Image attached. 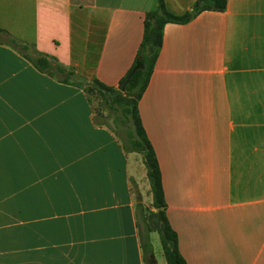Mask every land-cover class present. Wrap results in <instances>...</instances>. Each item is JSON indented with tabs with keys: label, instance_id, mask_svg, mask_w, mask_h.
Returning <instances> with one entry per match:
<instances>
[{
	"label": "crops",
	"instance_id": "crops-1",
	"mask_svg": "<svg viewBox=\"0 0 264 264\" xmlns=\"http://www.w3.org/2000/svg\"><path fill=\"white\" fill-rule=\"evenodd\" d=\"M198 1L164 3L183 16ZM156 8L0 0V30L19 44L0 34V264H167L157 233L154 263L142 246L143 158L81 85L119 90ZM138 109L186 263L264 264V0L167 24Z\"/></svg>",
	"mask_w": 264,
	"mask_h": 264
},
{
	"label": "trees",
	"instance_id": "trees-1",
	"mask_svg": "<svg viewBox=\"0 0 264 264\" xmlns=\"http://www.w3.org/2000/svg\"><path fill=\"white\" fill-rule=\"evenodd\" d=\"M227 8V0H199L191 12L183 16H175L167 11L164 0H157V8L147 14L144 22V37L136 57L135 63L130 70L132 74L130 81L124 91L107 87L99 81L93 82L92 85H81L85 87L87 94L96 92L101 98L107 96L113 97L110 110L117 116V121L125 126L124 134L116 130V134L125 142V150L140 154L143 163L147 169V176L151 187L153 197V209L155 212L150 213L149 217L145 215L144 221L148 235L157 233L164 257L167 264H187L179 250V239L177 233L173 230L166 214V201L163 188L162 172L159 161L151 142L148 139L146 131L142 125L139 116V101L147 90L151 76L154 71L160 49L163 44V31L167 24H184L190 22L196 15L205 11H224ZM0 34L7 37L13 46L19 44L16 40L10 38L5 31L0 30ZM24 50L26 48L24 47ZM36 68L47 73L55 71L59 75L67 72L61 67H53L52 64L44 58L34 59ZM71 74H67L66 80H69ZM123 131V130H122ZM142 246L145 254L150 257V262L154 263V251L151 243L143 231H140Z\"/></svg>",
	"mask_w": 264,
	"mask_h": 264
},
{
	"label": "rangeland",
	"instance_id": "rangeland-1",
	"mask_svg": "<svg viewBox=\"0 0 264 264\" xmlns=\"http://www.w3.org/2000/svg\"><path fill=\"white\" fill-rule=\"evenodd\" d=\"M89 96L91 98H93L94 105H95L96 109L102 111L103 114H104V116H106V119L109 121L110 126L115 127V129L116 130H119L121 132V134H124V132H125V126L121 123V120L120 121H117L118 118L115 115L116 113L112 112L110 110V106L108 105L109 103L111 104V101H112L113 97L107 96L106 98H101L99 95L96 94V92H94L93 94H89ZM118 138H120V137H118ZM120 141H121L123 147H125V142H123V140L121 138H120ZM145 208L147 210L145 213H142L141 210L138 212L141 215V218L143 219L142 220L143 223H142V221L140 219L139 226L142 227V231L144 229V232L146 233V235H147V237H148V239H149V241L151 243V238L148 235L147 228L145 226L144 221L146 220L145 215L147 217H149L150 213L155 212V210L153 211L152 210L153 207H150V206L145 207ZM151 246H152V244H151Z\"/></svg>",
	"mask_w": 264,
	"mask_h": 264
},
{
	"label": "water",
	"instance_id": "water-1",
	"mask_svg": "<svg viewBox=\"0 0 264 264\" xmlns=\"http://www.w3.org/2000/svg\"><path fill=\"white\" fill-rule=\"evenodd\" d=\"M131 76H132V74H129V75L123 80V82L121 83L120 88H119V90H120L121 92L124 91L125 87L127 86L128 82H129L130 79H131Z\"/></svg>",
	"mask_w": 264,
	"mask_h": 264
}]
</instances>
